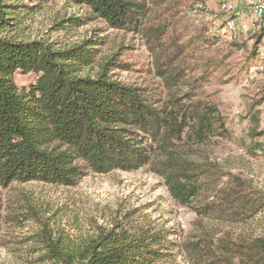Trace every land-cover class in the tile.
<instances>
[{"label": "trees", "instance_id": "16d2710c", "mask_svg": "<svg viewBox=\"0 0 264 264\" xmlns=\"http://www.w3.org/2000/svg\"><path fill=\"white\" fill-rule=\"evenodd\" d=\"M69 1L110 29L142 36L162 94L114 78L111 68L120 65L97 62L100 42L94 39L64 48L45 38L22 39L28 12L0 0V186L76 187L89 173L149 167L170 198L196 218L177 238L128 213L76 241L40 222L32 237L36 264H181L179 257L185 264H264V232L236 228L264 212V189L211 159L212 146L231 134L206 94L213 78L223 83L233 74L232 55L241 52L245 62L258 56L264 30L250 36L251 49L234 40L226 53L212 52L200 44L199 29L187 42L181 35L166 40L167 25H151L149 0ZM19 73L33 75L34 83L19 88ZM260 115L250 116V151H264L257 141L264 138Z\"/></svg>", "mask_w": 264, "mask_h": 264}, {"label": "rangeland", "instance_id": "374dc122", "mask_svg": "<svg viewBox=\"0 0 264 264\" xmlns=\"http://www.w3.org/2000/svg\"><path fill=\"white\" fill-rule=\"evenodd\" d=\"M8 2L28 12L25 28L19 33L22 39L45 38L59 48L94 39L100 42L97 62L116 59L120 65L111 68L114 78L148 93L157 89L162 94L152 53L142 36L110 29L102 20L94 19L88 8L69 0ZM149 2L151 25L166 24V40L181 35L182 41L187 42L195 39V31L199 29L200 44L205 50L210 45L212 52L226 53L234 40L248 42L251 49L254 41L250 36L261 28L264 30V0ZM258 52L248 62L241 57V52L232 55L228 61L233 74L223 83L213 78L206 94L221 110L231 134L230 139L217 141L212 146L211 159L264 189V151H250L255 145L249 134L250 116L256 111L261 113L260 130H264V39ZM245 66L250 69L244 72ZM94 69L97 70V65ZM15 81L19 88L27 89L35 77L19 73ZM257 141L262 142L264 150V138ZM134 212L141 219L147 218L173 230L177 238L191 230L196 218L191 209L178 206L170 198L162 180L149 167L105 175L89 173L76 187L36 182L0 186V264H36L32 237L38 233L40 222L50 225L52 232H61L68 240L76 241L95 234L96 226L110 227L115 217ZM236 228L252 235L262 234L264 212L247 225ZM182 260L178 258V262L185 264Z\"/></svg>", "mask_w": 264, "mask_h": 264}, {"label": "built area", "instance_id": "2783aa9c", "mask_svg": "<svg viewBox=\"0 0 264 264\" xmlns=\"http://www.w3.org/2000/svg\"><path fill=\"white\" fill-rule=\"evenodd\" d=\"M250 2H252V0H250Z\"/></svg>", "mask_w": 264, "mask_h": 264}]
</instances>
